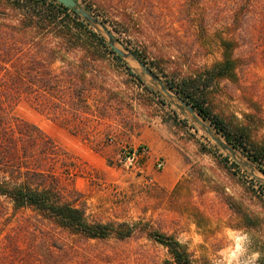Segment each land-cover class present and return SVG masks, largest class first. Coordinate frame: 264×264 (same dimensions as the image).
<instances>
[{"label": "trees", "instance_id": "16d2710c", "mask_svg": "<svg viewBox=\"0 0 264 264\" xmlns=\"http://www.w3.org/2000/svg\"><path fill=\"white\" fill-rule=\"evenodd\" d=\"M76 2L80 7L85 4L84 9L97 20L101 15L113 20L116 27L107 32L129 34L139 48L149 49L154 37L161 38L138 8L124 5L117 9V0ZM229 2L183 0L179 5L170 4L185 25L186 18H195L200 34L207 29L206 15L220 18L225 35L221 37L223 59L211 67L186 61L167 73L159 59L144 57L139 50L132 56L158 78H168V89L209 122L232 148L246 150L251 161L264 167V137L252 132L264 125V94H260L258 81L246 83L250 110L246 128L216 111L215 88L238 81V72L245 66L246 82L254 69H264V0ZM0 3L9 4L15 12L8 15L0 9V264H113L117 255L107 248L115 250L144 237L167 250L169 259L163 264H196L175 237L147 224L90 221L86 207L77 205L76 198L82 195L75 185L84 173L82 161L17 114L22 104H29L72 134L91 141L112 118L103 108L104 93H109L108 100L115 99L104 87L107 68L93 54L72 59L66 54L98 45L108 48L117 61L122 57L95 32L94 25L56 0ZM113 11L121 12L124 21L109 17ZM240 45L243 54L238 56ZM58 62L63 65L56 68Z\"/></svg>", "mask_w": 264, "mask_h": 264}, {"label": "rangeland", "instance_id": "374dc122", "mask_svg": "<svg viewBox=\"0 0 264 264\" xmlns=\"http://www.w3.org/2000/svg\"><path fill=\"white\" fill-rule=\"evenodd\" d=\"M182 1L117 0V9L126 5L144 11L145 22L161 38L154 37L150 48L142 49L129 34L117 32L112 35L118 39L116 48L127 55L139 50L144 57L159 59L167 73L186 61L211 67L222 60L221 37L225 35L220 18L206 15L207 29L200 34L195 18L191 17L192 22L186 18L185 25L171 11L170 4ZM0 9L15 15L9 4L0 3ZM113 16L124 21L121 12L113 11L109 17ZM98 21L94 30L109 44L107 31L116 25L105 15ZM97 46L78 48L66 55L72 59L93 54L107 68L104 87L115 99L108 100L109 93H104L103 108L112 118L104 122L101 133L84 141L29 104L17 110L20 117L82 161L84 173L75 181L82 193L76 196L77 205L86 207L90 221L143 223L173 236L186 246L196 264H216L219 253L229 245L224 229L238 230L251 239L249 254L259 252L257 264H264V167L251 161L246 150L232 148L209 122L190 112L168 89V78L160 75L159 83L132 56L117 61L108 48ZM242 47L237 54H243ZM145 50L148 53L142 52ZM62 65L58 62L55 67ZM238 74V81L223 82L218 90L215 88V106L229 122L246 128V114L250 112L246 83L258 81L260 94H264V69H254L247 82L246 66ZM260 126L252 129L259 138L264 137V125ZM142 147L149 155L141 160L143 169L139 171L125 164V153ZM158 159L166 163L161 172L156 170ZM107 251L117 255L113 264H163L169 259L165 248L145 237Z\"/></svg>", "mask_w": 264, "mask_h": 264}, {"label": "clouds", "instance_id": "9594fccd", "mask_svg": "<svg viewBox=\"0 0 264 264\" xmlns=\"http://www.w3.org/2000/svg\"><path fill=\"white\" fill-rule=\"evenodd\" d=\"M224 232L229 245L219 253L216 264H257L261 254L257 251L249 254L251 239L247 233L230 228Z\"/></svg>", "mask_w": 264, "mask_h": 264}, {"label": "water", "instance_id": "95a60500", "mask_svg": "<svg viewBox=\"0 0 264 264\" xmlns=\"http://www.w3.org/2000/svg\"><path fill=\"white\" fill-rule=\"evenodd\" d=\"M56 1H58L59 3H61L62 5H64L67 8L73 9L76 13L80 14L85 20H87L92 25L96 26V25H99L100 24L99 21L96 18H94L90 13H88L84 8L80 7L79 3H77L76 0H56ZM107 35H108V37L110 39V41H109L110 46L114 49V51L118 55H120L121 57H124V58H127L129 56H132V55H127L126 53H124L121 50H119L118 48H116V46H115V40H114V37L112 36V34L107 33ZM133 58L137 61V59L135 57H133ZM139 64L143 68L144 72L147 75H149L154 80H156L159 83H161L160 79H158V77L156 75H154L147 66H145L142 63H139ZM182 104L185 107H187L190 110V112H194V110L190 106H188V104H186L183 101H182Z\"/></svg>", "mask_w": 264, "mask_h": 264}, {"label": "built area", "instance_id": "2783aa9c", "mask_svg": "<svg viewBox=\"0 0 264 264\" xmlns=\"http://www.w3.org/2000/svg\"><path fill=\"white\" fill-rule=\"evenodd\" d=\"M149 155V151L147 148L142 147L125 153V164L128 166H132L139 171H142L143 165L141 164V160L144 157ZM166 163L163 159H158L156 161V170L161 172L165 169Z\"/></svg>", "mask_w": 264, "mask_h": 264}, {"label": "bare ground", "instance_id": "6f19581e", "mask_svg": "<svg viewBox=\"0 0 264 264\" xmlns=\"http://www.w3.org/2000/svg\"><path fill=\"white\" fill-rule=\"evenodd\" d=\"M196 117H197V116H196ZM203 129H204V128H203ZM206 129H207V128H206ZM206 129H205V130H206ZM205 130H204V131H205ZM206 131H207V130H206ZM208 133H209V132H208ZM209 134H211V133H209ZM209 136H211V135H209ZM212 137H213V136H212Z\"/></svg>", "mask_w": 264, "mask_h": 264}]
</instances>
